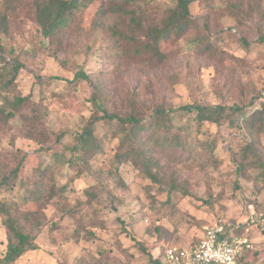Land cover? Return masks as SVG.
<instances>
[{"label": "rangeland", "instance_id": "374dc122", "mask_svg": "<svg viewBox=\"0 0 264 264\" xmlns=\"http://www.w3.org/2000/svg\"><path fill=\"white\" fill-rule=\"evenodd\" d=\"M110 1L86 3L72 26L52 38L42 34L34 17L21 13L0 38V108L5 98L30 96L32 107L46 113L45 129L52 135L47 145L28 139L16 117L0 131L1 159L16 166L26 154L25 176L50 168L57 186H66V199L47 206L49 225L38 236L37 249L15 264H96L100 258L105 264H151V258H161L168 248L196 244L216 222L264 214V174L253 166L252 154L241 170L233 161L253 141L244 124L206 123L199 137L214 146L213 152L196 145L175 160L163 157V173L175 186L171 193V183L161 187L131 164L116 167L118 141L106 121L97 124L102 152L84 170L67 164L76 135L93 114L102 115L93 104L94 84L111 97L110 113L137 95L150 109L200 104L237 106L252 113L264 106V0L192 4L197 28L164 44L169 59L155 68L118 56L107 30L115 18L102 22L95 17ZM195 39L199 47L192 48L189 43ZM209 44L210 51L202 53ZM15 62L23 69L10 89L5 83ZM78 72L90 81L70 83ZM183 123L177 114L175 124ZM254 139L264 157V134ZM87 191L95 196L90 203ZM29 192L20 181L11 191L1 190L0 201L20 202ZM253 241L257 254L250 263L264 264V227L253 231ZM6 244L0 216V259Z\"/></svg>", "mask_w": 264, "mask_h": 264}, {"label": "trees", "instance_id": "16d2710c", "mask_svg": "<svg viewBox=\"0 0 264 264\" xmlns=\"http://www.w3.org/2000/svg\"><path fill=\"white\" fill-rule=\"evenodd\" d=\"M198 1L202 0H171V5H163L158 0H111L106 7L97 9L95 17L102 22L110 17L115 18V22L107 26V30L121 59L143 68H155L169 59L164 51V44L177 41L197 28V22L192 18L191 6ZM28 3V0H0V38L8 33L11 19L21 13L34 17L42 34L52 38L68 30L85 10L86 3L90 5L92 0H33ZM189 45L192 48L199 47L196 46L197 39ZM243 46H249L246 40H243ZM211 48L210 44L205 46L202 53H208ZM21 69L23 65L15 62L11 78L5 83L7 88L14 86ZM80 80L90 81L84 72H78L70 83ZM93 87V104L97 110H101L102 115L93 114L76 135V143L70 148L71 156L66 161L69 166H78L84 170L89 166L90 160L102 152L103 144L98 137L97 124L106 121L112 127V138L118 141L114 154L116 167L131 164L161 187L171 183V193L175 186L163 173L164 158L175 160L181 152L190 151L196 145H200L202 149H211L209 143L200 140L203 127L206 123L218 126L228 123L231 127L244 124L253 138L238 159L233 160L239 170L245 167L249 154H252L253 166L264 174V157L254 139L264 134V106L252 113L237 106L200 104L185 105L173 110H167L163 106L150 109L137 95L118 112L110 113L107 106L111 97L105 94L100 84H94ZM177 114L185 123L175 124ZM16 117L22 121V136L41 145H47L51 141L52 135L45 129L46 113L40 107H32L30 96L5 98L4 106L0 108V131ZM213 149L214 146L212 152ZM1 156L2 152L0 191H11L20 181L30 191L20 202L0 201V216L7 237L5 255L0 259V264H15L28 252L37 249L36 240L42 229L49 225L47 206L53 201L66 199V186H57L50 168H38L34 176H25L28 161L26 154L16 166L4 162ZM86 193L90 203L95 196L91 192ZM88 234L92 238L97 237L94 232ZM79 236L80 234L76 235V239ZM255 254L257 252L254 250L247 254L249 264L251 255ZM100 259L96 264H105ZM150 262L162 264L160 257L151 258Z\"/></svg>", "mask_w": 264, "mask_h": 264}, {"label": "built area", "instance_id": "2783aa9c", "mask_svg": "<svg viewBox=\"0 0 264 264\" xmlns=\"http://www.w3.org/2000/svg\"><path fill=\"white\" fill-rule=\"evenodd\" d=\"M264 227V214H248L244 219L214 223L204 230L196 244L168 248L162 264H249L247 254L253 250V231Z\"/></svg>", "mask_w": 264, "mask_h": 264}]
</instances>
